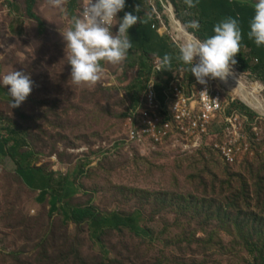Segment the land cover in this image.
<instances>
[{"label":"rangeland","instance_id":"1","mask_svg":"<svg viewBox=\"0 0 264 264\" xmlns=\"http://www.w3.org/2000/svg\"><path fill=\"white\" fill-rule=\"evenodd\" d=\"M27 1L0 0V74L23 71L34 82L19 107L0 99V135L25 139L20 153L32 152L34 165L80 187V196L66 202L69 209L136 213L148 236L105 229L93 239L90 223L68 222L40 204L15 159L0 155V264H264V115L214 79L227 111L239 115L234 162L210 145L183 151L127 142L128 112L149 80L165 84L174 74L190 80L187 66L178 62L159 71L163 60L133 43L121 63L101 62L94 84L76 85L59 30L71 26L81 1L72 13L70 0H36L39 20L29 16ZM178 3L180 8L172 0H126L117 15L129 11L150 18L179 55L183 39L168 7L183 26L182 17L197 20V12ZM140 23L129 29L130 38ZM233 73L248 88L261 84L264 100V84L253 73L236 64ZM214 131L217 141L228 139L225 128Z\"/></svg>","mask_w":264,"mask_h":264},{"label":"clouds","instance_id":"2","mask_svg":"<svg viewBox=\"0 0 264 264\" xmlns=\"http://www.w3.org/2000/svg\"><path fill=\"white\" fill-rule=\"evenodd\" d=\"M250 2L253 15L249 20L247 37L257 47L264 46V0ZM187 3L189 7L194 6L192 0H187ZM125 4L126 0H82L81 12L72 18L71 26L59 30L72 83L94 84L102 73L101 62L117 65L126 58L133 46L129 29L138 21L143 23V20L129 11L118 17ZM135 11H140L139 5ZM115 25L118 27L114 32ZM184 28L192 32L186 31L183 42L178 44V59L199 84L206 85L214 79L226 80L233 74L242 38L237 18L229 16L220 20L212 28L214 34L203 39L194 35L200 29L198 20H189ZM168 61L165 56L162 64L167 65ZM33 83L30 75L23 71L0 74V87L7 86L12 108L19 107L27 99Z\"/></svg>","mask_w":264,"mask_h":264},{"label":"built area","instance_id":"3","mask_svg":"<svg viewBox=\"0 0 264 264\" xmlns=\"http://www.w3.org/2000/svg\"><path fill=\"white\" fill-rule=\"evenodd\" d=\"M158 63L161 71L165 65ZM227 105L215 80L201 85L195 77L185 80L175 74L165 84L150 79L128 112L125 141L151 148L171 144L183 151L210 145L223 159L234 162L239 149V115L235 110L227 111ZM216 128H225L228 139L217 141Z\"/></svg>","mask_w":264,"mask_h":264},{"label":"trees","instance_id":"4","mask_svg":"<svg viewBox=\"0 0 264 264\" xmlns=\"http://www.w3.org/2000/svg\"><path fill=\"white\" fill-rule=\"evenodd\" d=\"M172 1L176 4L177 8H180L178 0ZM181 1L187 3V0ZM27 3L29 16L39 20V17L34 13L36 0H28ZM78 3L79 0H70V9L72 13L75 11ZM192 3L194 5L192 9L197 12L195 18L200 22V29L195 32L200 39H203L205 36L213 35L212 28L214 24L220 20L229 16L238 19L242 38L239 52L235 56L237 61L236 65L245 71L253 73L264 84V46L257 47L247 37L249 20L253 15L251 2L242 0H192ZM182 20L185 24L189 21V19L185 17H182ZM41 25L43 24L41 23ZM133 31L136 32H132L135 36L134 39L132 36L133 43L144 46V48L156 53L161 58L167 56L169 58L168 62H170L171 50L168 48V45L164 43V38L157 32L156 25L152 23L150 18L146 17L143 23H140ZM176 64L177 63H168L167 65L172 68ZM145 88L146 86L143 90ZM0 93H3L2 95L0 94V99L10 100L6 88L0 87ZM244 110L247 111L248 115H252V112L248 111L246 108ZM11 140L15 141L14 145L12 148H8L9 152H5L4 150L7 149ZM26 144L27 142L25 139L18 137H2L0 135V155L3 156L9 153L12 157L16 158L19 149ZM37 170L38 169L32 166L26 165L24 161L19 162L18 174L23 179H28V177L31 176L30 174L35 173ZM67 179V183H71L72 186L76 185L73 180L70 178ZM74 195L75 194L70 192L64 195L57 193L55 195V193H52V196H54V205L65 199L72 198ZM51 207L54 213L53 205ZM65 219L75 224L90 223L93 239L98 238L99 234L105 229L115 231L127 229L138 236H148V232L139 225V215L136 213L125 217H120L118 215L103 216L92 207H81L74 208L70 213H67Z\"/></svg>","mask_w":264,"mask_h":264},{"label":"crops","instance_id":"5","mask_svg":"<svg viewBox=\"0 0 264 264\" xmlns=\"http://www.w3.org/2000/svg\"><path fill=\"white\" fill-rule=\"evenodd\" d=\"M1 1H7V0H1ZM135 31L132 30L133 33ZM132 36L134 39L135 36L131 34V39H132ZM160 36L163 37L162 34H160ZM163 40L165 41L164 43L168 45V48H170V50H171V55H170L171 59H170V62H168V63L174 64V63L180 62L178 59V56H179L178 53L172 50L170 44H168V42L165 38ZM158 42H160V41H158ZM159 59L163 60V58H161V57H159ZM6 90H7V88H6ZM0 94L2 95L3 93H0ZM12 141H14V140H11V142ZM11 142L7 146V149L4 150L5 152H9L8 148L10 149L14 145V144L11 145ZM7 156H12V155H10L8 153ZM33 157L34 156H33L32 152L20 153L18 151L17 157L16 158L11 157V158H12V161H14V159H15V162L18 165L17 172L19 170V162H23V161L25 162L26 165L32 166V167L38 169L35 173L30 174L31 176H29L28 179H23L22 177L21 178L23 179V181L26 183V185L29 187V189L32 192L37 193L36 199L40 204H45V205L49 206L50 211H52L51 206L53 205L54 211H55L54 213L61 212V213H63L64 218H65V215L67 213H70L73 210V209H69L67 207L66 202L80 196V193H81L80 187L77 184L75 186H72L71 183H67V180H68L67 177L62 176L61 178H59L58 175H55L52 172H46L41 166L34 165V163L32 162ZM69 192L73 193L75 195L72 198L65 199V200L57 203L56 205H54V196H52V193H55V195H56V193L64 195V194L69 193Z\"/></svg>","mask_w":264,"mask_h":264},{"label":"bare ground","instance_id":"6","mask_svg":"<svg viewBox=\"0 0 264 264\" xmlns=\"http://www.w3.org/2000/svg\"><path fill=\"white\" fill-rule=\"evenodd\" d=\"M168 8L177 38L184 39L186 30L182 22L175 17L173 6L170 5ZM221 81L227 84L229 88H233L236 95H238L246 105L264 115V100L260 97V93L263 91V86L261 84L251 83V87L248 88L247 85L238 78L237 73H233L226 80Z\"/></svg>","mask_w":264,"mask_h":264}]
</instances>
